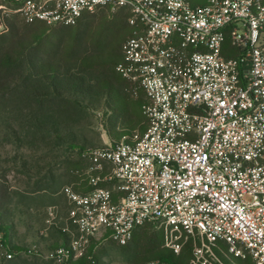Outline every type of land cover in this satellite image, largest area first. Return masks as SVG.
Instances as JSON below:
<instances>
[{"label":"built area","instance_id":"obj_1","mask_svg":"<svg viewBox=\"0 0 264 264\" xmlns=\"http://www.w3.org/2000/svg\"><path fill=\"white\" fill-rule=\"evenodd\" d=\"M10 1L28 23L76 25L106 7L139 25L121 71L145 92L147 128L90 151L92 190L63 188L72 240L52 257L69 264L92 238L126 246L153 225L176 254L192 240L189 264H225L219 242L264 264V0ZM226 32L235 57L222 53Z\"/></svg>","mask_w":264,"mask_h":264},{"label":"trees","instance_id":"obj_2","mask_svg":"<svg viewBox=\"0 0 264 264\" xmlns=\"http://www.w3.org/2000/svg\"><path fill=\"white\" fill-rule=\"evenodd\" d=\"M1 4L16 9L10 0H1ZM20 18L19 22L3 16L5 29L0 32V97L13 92L19 97L15 108L17 117H14L19 118L17 126L11 122L6 124L0 133V147L30 146L31 152H38L43 147L53 151L55 145L61 143L77 150L76 161L63 160L66 185L88 193L92 190L88 169L91 165L89 153L93 148L81 143L68 125L79 120L81 109L101 105L112 114L108 135L114 144L146 130L148 121L144 109L148 101L145 92L138 81L121 71L129 65L124 44L139 32V25L129 23L125 8L111 13L102 7L93 14H83L78 23L71 26L51 27L41 20L28 23L21 15ZM89 19L95 21L85 28L83 24ZM222 53L225 57L238 54L227 32ZM18 158L16 153L12 160ZM25 159L21 156L23 174L42 175ZM12 195L7 175L0 174V232L4 235L10 233L16 216ZM36 234L44 238L39 232ZM62 236L63 246L72 240V233L62 230ZM101 241L90 239L84 253L69 264H109L104 260ZM130 243L135 256L127 264H189L193 257L191 239L176 254L165 247L163 231L153 225L139 227ZM128 245L120 247L125 249ZM216 246V253L225 264H252L249 258L241 260L228 256L223 242ZM11 247L16 251L25 249L13 244Z\"/></svg>","mask_w":264,"mask_h":264},{"label":"rangeland","instance_id":"obj_3","mask_svg":"<svg viewBox=\"0 0 264 264\" xmlns=\"http://www.w3.org/2000/svg\"><path fill=\"white\" fill-rule=\"evenodd\" d=\"M0 14L2 18L4 16L9 19L19 20V22L22 21L20 15L13 9L0 8ZM94 21V19L86 20L83 26L88 28ZM83 51H86L85 48H83ZM18 100L19 97L16 92L0 97V133L9 122L17 126L19 118L15 119L14 117H17L15 108L19 104ZM101 107V105H91L86 109H81L79 111V120L76 119L77 122L75 124L68 125L70 131L81 143H85V145L93 149L102 148L113 143L108 135V124L112 114ZM29 147L17 148L11 144L7 145L5 149L0 147V174L7 175L9 186L15 196V199L12 200L13 202L17 201L24 205L40 207V215L38 217L41 218L43 223L37 232L44 237L43 239H45L46 243L42 247L39 245L41 250L37 253L29 255L19 252L14 254L12 258H8L6 252L12 249V244L24 248L33 247L34 244L29 241H14L9 237L10 235H4L0 232V264H61L52 255L58 245L63 244L61 240L63 237L62 230L68 225L62 218L63 210L62 213L60 210V208L69 207L63 195V187L67 181L63 160L76 161L78 151L61 143H57L53 151L43 147L38 152H31ZM5 153H9L10 156H6ZM16 153L20 158L12 160ZM21 156L26 157L25 161L39 169L42 175L23 174L21 172ZM56 156L61 158L54 159ZM43 190L47 192L41 193ZM31 193L35 194L30 196ZM17 210L19 209L14 211L16 212ZM16 235L20 236V231H17ZM100 248L103 249L104 260L109 264H127L134 260L135 254L132 250V243L122 249L116 244L102 240Z\"/></svg>","mask_w":264,"mask_h":264},{"label":"crops","instance_id":"obj_4","mask_svg":"<svg viewBox=\"0 0 264 264\" xmlns=\"http://www.w3.org/2000/svg\"><path fill=\"white\" fill-rule=\"evenodd\" d=\"M111 144H114V143H111ZM66 186H73V185H65L64 187H66ZM11 191H12V189H11ZM46 192H47L46 190L41 191V193H43V194ZM37 193H39V192H37ZM34 194L35 193H33V194L31 193L30 196H33ZM12 196H13V199H15L14 192H13ZM64 197L66 198L65 195H64ZM66 201L68 202L69 207L68 206L63 207V209L60 208L61 213L63 210V217L62 218H63V220H65V222H67L69 210L71 207L67 198H66ZM13 207L15 210L16 209H19V210L16 211V216L12 220L14 224H13V226L12 225L10 226L11 231L7 235H10L9 237H11L14 241H17V242L18 241L19 242L29 241L32 244H39V245H41V247L44 246L46 243L45 239L39 238L36 234L38 229L41 228V224L43 223L41 218L38 217L40 215L39 214L40 207H36L35 205H33V206L24 205L22 203H18L17 201L13 202ZM17 231H20V236H17L19 233L16 235ZM101 240H105V239L102 238ZM14 244H16V243H14Z\"/></svg>","mask_w":264,"mask_h":264},{"label":"water","instance_id":"obj_5","mask_svg":"<svg viewBox=\"0 0 264 264\" xmlns=\"http://www.w3.org/2000/svg\"><path fill=\"white\" fill-rule=\"evenodd\" d=\"M4 29H5V23H4L3 18L0 14V31H4Z\"/></svg>","mask_w":264,"mask_h":264}]
</instances>
